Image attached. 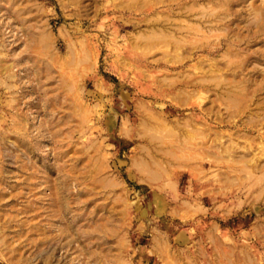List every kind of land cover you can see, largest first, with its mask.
I'll use <instances>...</instances> for the list:
<instances>
[{
	"label": "rangeland",
	"instance_id": "374dc122",
	"mask_svg": "<svg viewBox=\"0 0 264 264\" xmlns=\"http://www.w3.org/2000/svg\"><path fill=\"white\" fill-rule=\"evenodd\" d=\"M0 264H264V0H0Z\"/></svg>",
	"mask_w": 264,
	"mask_h": 264
},
{
	"label": "bare ground",
	"instance_id": "6f19581e",
	"mask_svg": "<svg viewBox=\"0 0 264 264\" xmlns=\"http://www.w3.org/2000/svg\"><path fill=\"white\" fill-rule=\"evenodd\" d=\"M200 98L202 97V96H199ZM220 154V153H219ZM221 156V155H220ZM246 164V163H245Z\"/></svg>",
	"mask_w": 264,
	"mask_h": 264
}]
</instances>
